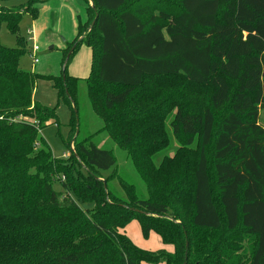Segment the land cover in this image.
Returning <instances> with one entry per match:
<instances>
[{
	"label": "trees",
	"instance_id": "1",
	"mask_svg": "<svg viewBox=\"0 0 264 264\" xmlns=\"http://www.w3.org/2000/svg\"><path fill=\"white\" fill-rule=\"evenodd\" d=\"M80 1L86 21L54 77L20 67L32 50L19 24L35 21L45 0H0V29L16 39L0 42V264H264V0H179L175 10ZM82 45L92 55L90 107L145 198L119 177L125 197L109 190L115 159L92 136L56 159L40 135L57 119L34 99L39 80L69 106L76 134L67 65ZM186 86L208 92L188 104ZM171 108L173 132L188 140L156 164ZM133 221L161 248L134 245L124 232Z\"/></svg>",
	"mask_w": 264,
	"mask_h": 264
},
{
	"label": "rangeland",
	"instance_id": "2",
	"mask_svg": "<svg viewBox=\"0 0 264 264\" xmlns=\"http://www.w3.org/2000/svg\"><path fill=\"white\" fill-rule=\"evenodd\" d=\"M179 0H130L125 6L131 8L134 4H147L150 9L160 8L175 10ZM1 5V3H0ZM91 5V3L89 4ZM86 8L80 0H45L41 5V11L38 18L32 21L28 16H24L19 24L20 37L26 42V49L30 52L33 47L38 46V63L33 64L30 55L24 57L20 62V67L24 71L35 72L39 75H50L58 77L61 72L62 50L72 47V40L76 37L77 26L86 21ZM90 18V17H89ZM90 35H86L89 37ZM96 40V36H93ZM0 42L6 47H15L16 39L5 27L0 29ZM70 43V44H69ZM91 50L82 45L73 55L67 65V73L71 78L77 79L75 86L76 116L78 119V128L76 134L72 137L70 133L71 110L67 104L58 96L52 84L47 81L39 80L34 89V99L44 107L55 110L57 123L45 126L40 135L47 143L52 155L56 159H68L70 149H74V138L79 142L89 136L92 141L103 150L112 152L115 164L106 173V176L115 178L108 184L109 190L119 198H124V192L118 183V177L128 184L134 185L140 198H145L142 186L138 176L134 172L130 162L127 159L126 152L121 150L114 142L109 140L102 131V123L94 114L90 107L86 80L91 69ZM166 86H182L179 81H166ZM189 94L186 101L189 104L191 97L204 98L203 92L207 89L195 87H184ZM157 109V108H156ZM221 110L218 111L220 113ZM176 113L175 108H171L165 116L164 125L160 133L168 140V149L156 154L154 157L157 164L163 156L172 157L173 154L181 149L188 138L184 135H177L173 132V121ZM163 114V113H162ZM258 123L264 129V109L259 111ZM72 140V141H71ZM70 145V148H69ZM192 145L191 148H193ZM74 152V150H73ZM68 157V158H67ZM54 189L59 191V186L54 185ZM125 235L138 248L147 251H157L154 238L144 240L142 238L139 226L131 222L124 229Z\"/></svg>",
	"mask_w": 264,
	"mask_h": 264
},
{
	"label": "built area",
	"instance_id": "3",
	"mask_svg": "<svg viewBox=\"0 0 264 264\" xmlns=\"http://www.w3.org/2000/svg\"><path fill=\"white\" fill-rule=\"evenodd\" d=\"M39 52V47L35 46L32 48V62L33 64H37L38 63V58H37V53Z\"/></svg>",
	"mask_w": 264,
	"mask_h": 264
},
{
	"label": "crops",
	"instance_id": "4",
	"mask_svg": "<svg viewBox=\"0 0 264 264\" xmlns=\"http://www.w3.org/2000/svg\"><path fill=\"white\" fill-rule=\"evenodd\" d=\"M133 222H135V221H133ZM135 223L137 224V222H135ZM149 238H154V240L156 241V244H157L156 250H158V249L161 248L160 240L157 238V236H156L155 234L151 233V234L149 235ZM149 238H148V239H149ZM138 247H139V246H138ZM144 250H147V249H144Z\"/></svg>",
	"mask_w": 264,
	"mask_h": 264
},
{
	"label": "water",
	"instance_id": "5",
	"mask_svg": "<svg viewBox=\"0 0 264 264\" xmlns=\"http://www.w3.org/2000/svg\"><path fill=\"white\" fill-rule=\"evenodd\" d=\"M93 24V23H92ZM104 184H105V182H104ZM185 260H186V257H185ZM185 264V263H184Z\"/></svg>",
	"mask_w": 264,
	"mask_h": 264
}]
</instances>
